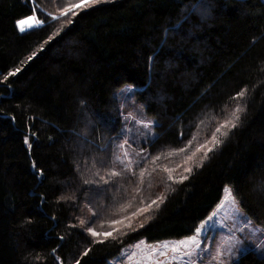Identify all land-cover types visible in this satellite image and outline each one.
I'll return each mask as SVG.
<instances>
[{
  "label": "trees",
  "instance_id": "trees-1",
  "mask_svg": "<svg viewBox=\"0 0 264 264\" xmlns=\"http://www.w3.org/2000/svg\"><path fill=\"white\" fill-rule=\"evenodd\" d=\"M78 1L0 0V264H106L137 238L193 234L227 184L264 224V0H102L53 18ZM31 15L42 25L21 31ZM125 83L156 120L133 167L151 173L142 184L107 175L122 169ZM238 104L236 127L185 163ZM153 200L131 228L87 231ZM232 264H264V248Z\"/></svg>",
  "mask_w": 264,
  "mask_h": 264
},
{
  "label": "rangeland",
  "instance_id": "rangeland-1",
  "mask_svg": "<svg viewBox=\"0 0 264 264\" xmlns=\"http://www.w3.org/2000/svg\"><path fill=\"white\" fill-rule=\"evenodd\" d=\"M100 1L102 0H98L96 3H99ZM80 2L81 0L75 4H79ZM90 5L92 4L87 6ZM79 9H73L72 12ZM59 16H61V12L58 14H53V18H57ZM29 17L22 18L21 20H27ZM30 23H32V27L35 26L34 21ZM28 28L31 27H29L27 24L24 25V29ZM132 88V84L125 83L117 88L115 92L121 98V106L125 124L122 129L123 137L117 144L114 159L116 155H123L122 150L118 147V145L123 144L124 141L127 140L128 144L125 145L124 150L129 152V156L126 159L133 161V168L134 165L141 159V157L146 155L145 151L140 147V144L144 138L149 136L152 137L154 135V124L156 120L154 117L148 116L144 112L142 104H140L136 97L131 93ZM147 124H150L151 126L145 127ZM115 165L118 168L124 167L123 165H120L119 162H116ZM226 188L231 189L232 194L237 201V206L239 208L238 213L230 203H225V206L222 209L219 208V205L224 202ZM147 205L148 204H144L141 207L147 208ZM213 212L218 213L217 216L214 217V221H218L220 225H223V227L218 226L215 231H208L206 234L202 232L200 235V246L198 248L196 245H191L189 248L185 249L184 247L177 245L180 248V251H171L172 243L185 240L194 235L195 232L181 238H167L156 241H149L145 237H140L123 245L121 250L116 255L109 258L106 264H156L157 260L162 261L163 264H193V262L194 264H218L217 261L212 260V256L216 255L218 249L224 253V255L221 256V260H223L224 264H232L233 261L236 260L243 251L249 249L250 247L258 246L259 248H264V245L261 244V241H264V224L256 222L246 213L237 196L235 195L231 185L227 184L224 187L221 200L213 208L210 214L199 223V225ZM138 216L141 215H137L135 217ZM129 217H131V219H124L125 217L120 219L124 220V223L115 224L113 225V228L121 229L128 225V223L135 218L132 215ZM245 218L247 221H250V226H245ZM89 228H93V226ZM113 228H109L110 230L99 229L97 232L113 231ZM114 232L116 231H113V233ZM98 237L102 238L105 236L101 235ZM163 243H169V249H160L159 251L153 250L150 253L149 249L146 247V245H161ZM137 245H141V247L138 248ZM161 251L164 252L165 255H161ZM188 252H191L192 255H187L186 253ZM173 257H175V259H173Z\"/></svg>",
  "mask_w": 264,
  "mask_h": 264
},
{
  "label": "snow or ice",
  "instance_id": "snow-or-ice-1",
  "mask_svg": "<svg viewBox=\"0 0 264 264\" xmlns=\"http://www.w3.org/2000/svg\"><path fill=\"white\" fill-rule=\"evenodd\" d=\"M96 2H98V0H81V2L79 4H75V5H72L71 7L63 9L61 11V15H67L69 12H72L73 9H79V8L85 7L89 4L96 3ZM33 21L35 22V26H37V27L42 25V23H43L42 21L37 20V18L35 16H30L27 20L19 21L20 30L24 31L25 30L24 25H26V24L29 25V27H32L33 25L30 22H33ZM246 91H247L246 89L241 90L239 93L236 94V96L232 97V99L237 100V101L241 100L245 96ZM241 111H243V108L240 107L238 104L233 109V111L231 112V118L225 119L223 123H221L218 127H216L215 131L213 132V134L211 135V138L209 140H206L204 143L197 144L195 150L190 155H187L185 157V163H187L188 161H191L196 156L197 153L202 152V151H203V158L206 159L208 157V153L213 151V148L216 145H218L219 143H221L220 139L217 138L216 133H220L221 136H226L227 132L222 131V129H230V128L236 127L235 122L239 120L238 113H240ZM150 126H151L150 124L145 125V127H150ZM196 140H197V137L194 136L192 138V140H190L188 142V145L185 148H181L179 150H174L172 152H169L167 155L172 156V155H178L180 152H187L189 148H192L193 143ZM127 144H128V141L125 140L123 144L118 145V147L122 150L123 155L122 156L116 155L115 159L113 161L114 165L116 162H119V164L123 165L124 167L120 171H116L115 169H113V170L109 171L107 173V175L109 177H119V176L123 175L124 173H131L134 176H138L139 183L142 184L144 182L145 175L147 174L148 176H151V173L148 171L147 168H141L138 173L133 171V168H132L133 161L126 159L129 156V152L124 150L125 145H127ZM209 144H212L213 147H208ZM205 149H207V150L204 151ZM161 158H162L161 156H156L154 158H150V162L155 163L156 161L160 160ZM145 159H146V162H148L149 158H145ZM164 170L171 173L175 169H168L167 167H165ZM153 171H155V169H153ZM185 171L191 172L192 169L186 168ZM97 175H99V173H97ZM101 179L104 180L105 183L109 182L104 177H101ZM169 179H172L171 175H169ZM185 179H187V176L182 175L180 180L175 181V182L181 183ZM225 193H226V195L224 196V202H222L219 205V208L222 209V208H224L225 203H230L232 205V207L235 209V211L238 213L239 208L237 206V201H236L235 197L233 196L231 189L226 188ZM141 203H143V201ZM154 204H157V201H155V200L151 201V203H149L147 205V208H145V207L138 208L137 211L132 213V216L135 217L137 215H142L144 212H146L148 209H150ZM130 207H132L131 203H129L126 206H122L120 211H127V209ZM217 214H218L217 212H213L205 221H203L195 229L194 235L190 236L189 238H187L185 240H181V241L172 243L171 244V251H173V252L180 251V248L177 245H180V246L184 247L185 249L189 248L191 245H196V247L198 248L200 246V235L202 232L206 234L208 231H215L218 226L223 227V225H220L218 221H214V217H216ZM124 219H131V217H125ZM244 222H245V226H250V221H247L246 218H245ZM80 223H81V225H83L85 222L83 220H81ZM123 223H124V220H113L109 224V227H112L115 224H123ZM101 227L103 228L104 225H101ZM127 227L131 228L132 225L129 223L127 225ZM140 227H143V223L140 224ZM240 230H242V229H240ZM87 231L93 237H98L101 235H103L105 237H109V236L113 235V231L119 232L120 229L113 228V231L97 232L93 228H88ZM261 244L264 245V241H261ZM137 247L139 248V247H141V245H137ZM146 247L149 249V251L151 253L153 250L159 251L160 249H169L170 245H169V243H163L161 245H146ZM186 254L189 256L192 255L191 252H188ZM229 254H230V252H229ZM84 255H87V252H85ZM161 255H165V253L161 251ZM222 255H224V253L218 249L216 255L212 256V260L217 261L218 264H224L223 260H221ZM173 259H175V257H173ZM77 264H79V261H77ZM156 264H163V262L157 260ZM193 264H194V262H193Z\"/></svg>",
  "mask_w": 264,
  "mask_h": 264
},
{
  "label": "water",
  "instance_id": "water-1",
  "mask_svg": "<svg viewBox=\"0 0 264 264\" xmlns=\"http://www.w3.org/2000/svg\"><path fill=\"white\" fill-rule=\"evenodd\" d=\"M20 20H21V19H20ZM20 20H18V23H19Z\"/></svg>",
  "mask_w": 264,
  "mask_h": 264
}]
</instances>
